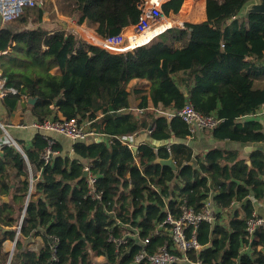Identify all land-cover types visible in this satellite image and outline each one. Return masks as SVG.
<instances>
[{
  "label": "trees",
  "instance_id": "trees-1",
  "mask_svg": "<svg viewBox=\"0 0 264 264\" xmlns=\"http://www.w3.org/2000/svg\"><path fill=\"white\" fill-rule=\"evenodd\" d=\"M249 1L205 0L201 20L173 27L121 53L87 43L68 30L49 34L37 26L14 31L9 22L0 28L6 78L0 103L6 114L22 103L41 121L57 107L68 118L93 119L105 137L75 142L71 152L56 140L52 149L57 153L47 163L41 157L47 141L39 131L29 144L17 139L30 169L13 144L2 143L0 264L8 259L3 248L8 239H16L9 264H147L133 261L143 247L138 239L129 238L116 251L107 240L106 226L119 218L140 228L141 237L149 236L147 248L153 250L166 237L154 233L166 208L178 216V198H185L199 209L209 192L219 212L213 223L203 222L197 228L201 248L189 252L190 260L264 264V229H258L250 243L244 235L245 221L254 210L250 196L264 199V150H253L245 158L236 150L212 147L199 157L204 162L195 165L191 146L182 141L189 133L187 125L178 116L167 118L155 111L158 105L176 111L190 101L200 113L215 114L213 138L264 141V117L243 119L264 103V14H243ZM139 2L76 0L72 12L77 23L88 22L98 34L108 36L137 20ZM182 2L168 0L163 10L177 13ZM42 11L27 7L20 20L25 23L32 14L40 20ZM133 78L146 79L148 89L128 90ZM10 87L17 92L8 91ZM23 96L36 100L29 104ZM136 107L142 112L137 113ZM149 127L148 139L136 143V151L123 141ZM169 156L178 169L155 162ZM83 160L98 176L100 201L88 195L86 179H78ZM34 171H40L39 177ZM234 202L238 207L232 208ZM220 210L228 211L227 217ZM112 230L118 235L122 227ZM37 235L43 246L33 250L27 242Z\"/></svg>",
  "mask_w": 264,
  "mask_h": 264
},
{
  "label": "built area",
  "instance_id": "built-area-1",
  "mask_svg": "<svg viewBox=\"0 0 264 264\" xmlns=\"http://www.w3.org/2000/svg\"><path fill=\"white\" fill-rule=\"evenodd\" d=\"M166 1L168 0H140L138 3L140 12L137 20L125 26L117 34L102 36L95 31L89 36L85 33H80V38L87 43L97 45L109 52L121 53L147 44L159 34L173 27L185 28L186 22L180 19V17H177L179 11L177 13H166L163 10V4ZM185 1L186 0H183L182 5ZM46 3L47 0H0V19L3 23L11 22L23 15L25 11L24 7L38 6L43 8ZM71 31L77 34V28ZM1 54L2 51L0 50V56ZM5 81L6 78L2 74V63L0 58V97L5 94L3 90ZM8 91L11 93L17 92L13 87L8 88ZM23 98L27 99L26 96H23ZM135 110L138 113L142 112V108L139 107H136ZM155 111L166 115L167 118L178 116L188 127L189 133L187 137H192L202 129H212L218 121L214 113L202 114L195 109L190 101L184 102L176 111H164L161 105H158ZM252 114L257 117L264 115V103L259 105ZM93 121V119L89 118L83 120H79L78 117L68 118L62 113L60 115L51 114L41 121H33L31 127L38 130L47 141V145L41 154L44 162L47 163L52 155L57 153L52 149L56 142L54 135L66 138L71 144L87 141L89 139L94 141L101 140L103 135L97 132L93 125ZM147 131L150 133L151 127H149ZM133 136L134 135L124 136L123 141L129 143L133 147L135 145ZM7 143L10 144V141ZM166 148L170 151L169 144ZM154 150L156 151L157 147H154ZM83 169L87 170L85 179L88 187V195L91 199L100 201L102 193L96 189L97 174L93 173L91 170L89 161L84 163ZM129 189L130 185L127 191ZM178 200L180 214L174 216L169 209L166 208L165 217L155 223L154 233L157 235H166L164 242L156 246L155 249L149 250L147 248L149 236L141 237L140 228L132 226L129 223H124L119 218L115 219V223L106 226L109 230L107 240L111 242L115 250L118 251L122 245L127 244L129 238L138 239L143 247L135 254L133 258L135 263L181 264L192 262L193 264H207L201 258L191 261L189 252L201 248V244L196 237L197 228L203 222L213 223L216 219V213L219 212V208L215 207L211 192H209L208 196L203 200V204L199 209H195L191 206L185 198H178ZM109 213H113V211L110 210ZM21 222L22 217L17 225V231L19 230ZM115 225H120L122 227V231L118 235L112 230ZM258 229H264V215L253 210L245 221L244 235L248 243L257 238L256 232ZM54 240H57V238L54 237Z\"/></svg>",
  "mask_w": 264,
  "mask_h": 264
},
{
  "label": "crops",
  "instance_id": "crops-1",
  "mask_svg": "<svg viewBox=\"0 0 264 264\" xmlns=\"http://www.w3.org/2000/svg\"><path fill=\"white\" fill-rule=\"evenodd\" d=\"M75 5H76V0H47L46 5L42 8L43 11H42V16L40 20L36 18L35 14H32V15H27L25 23H22L21 20L19 21L20 23H15V22L11 23L15 21L13 20L9 22L8 24L12 25L11 28L14 31L24 29V28L26 29V28L40 26L43 29L47 30L49 34H51L53 31H56V30L71 31L76 28H77V34L79 37H80V33H83L82 29L90 33H94L95 30L92 24L88 26L87 24L88 22H85L83 24L77 23V21L73 17V12H72V9L75 7ZM204 12H205V0H203V4L201 8V18L200 17L195 18L194 15H192L191 17L189 15L190 14L189 11L187 13L188 18L181 17L180 10L177 13V17L178 18L181 17V19L184 22H197L204 17ZM5 24L6 23H3L0 19V28L3 27ZM148 87H149V84L146 79L133 78L127 84L128 90H131L133 88L148 89ZM137 102H138V99H137ZM54 109L55 111L54 113H52L53 115L61 114V111L58 108H54ZM254 117H257V116L250 114V115L245 116L243 119H248V118L252 119ZM258 117L262 118L264 117V115H261ZM33 121H36V119L32 115L31 110L28 108H25L22 103H20L17 106V108L14 111H12L9 115L6 114V112L4 111V108L2 107L0 103V123H2L3 127L7 130L9 135L13 137L16 141L17 139H20L24 141L26 144L30 143L34 134L38 132V130L31 127V124ZM3 127L0 125V148H1L2 143L4 144L9 141L7 133ZM148 134H149L148 131L147 132L143 131V132H140L138 135L133 136L134 144L136 145V143L147 140ZM54 137L56 138L57 141H59L62 144L64 151H68V152L72 151V144L70 143L69 140L59 135H54ZM102 139H105V137L103 136ZM182 141H184L186 144L191 146L193 150L194 159H195L194 161L195 165L196 164L200 165L202 162H204V160H201L199 157L203 156V154L212 147H220L222 149H227V150H236L239 152V157H245V158H248V154L251 152V151L246 150L247 143L233 141V140H226V139L217 140L213 138L211 134V130L209 129L199 130L192 137L186 136V138ZM83 161L84 163L87 162L86 160H83ZM34 172L36 176L39 177L40 171H34ZM250 197L253 200L254 210L257 213L264 215V199L257 200V199H254L252 195ZM2 198L4 200H9V197L7 196H4ZM238 205H239L238 203L234 202L232 208H236L238 207ZM215 207L217 206L215 205ZM227 212L226 210H221L222 216L227 217L228 215ZM21 217H22V213H21L20 218ZM14 240L8 239L4 241L3 248L8 253L12 251V254H13L14 247H15V245L13 246ZM27 244L29 248L36 250L40 248L41 246H43V239L40 235H37L34 238L28 240ZM99 259L102 260L103 257L102 256L97 257V260Z\"/></svg>",
  "mask_w": 264,
  "mask_h": 264
},
{
  "label": "water",
  "instance_id": "water-1",
  "mask_svg": "<svg viewBox=\"0 0 264 264\" xmlns=\"http://www.w3.org/2000/svg\"><path fill=\"white\" fill-rule=\"evenodd\" d=\"M250 13H261V14H264V0H254L253 2L249 3L247 5L246 9H245V14H250ZM0 91H1V89H0ZM35 100H36V97H31V96L27 97V102L29 104H33L35 102ZM0 125L3 127L2 123H0ZM4 130L7 133V136L9 138L10 144H13L24 155V157L26 159V156H25V154H24L21 146L19 145V143L13 137H11L9 135V133L7 132V130L5 128H4ZM132 148H133L134 151L137 150V146L136 145H134ZM246 150L247 151L264 150V141H262V142H247ZM26 161H27V159H26ZM155 162L158 163V164H160L161 166L170 167L172 170L178 169L177 164L173 161V159H172L171 156H169L167 158L157 157L156 160H155ZM247 163L250 164V161L247 160ZM27 164H28V167L30 169V165H29V162L28 161H27ZM86 176H87V170L86 169H83L82 174L79 176L78 179H83ZM32 181H33V179L31 177V182ZM236 182L239 183L238 180H236ZM26 204L27 203H25V205ZM23 214H24V211L22 212V217H23ZM17 233H18V231H17ZM15 240H14L13 246L15 245ZM11 256H12V251L9 253V256H8V259H7V263L6 264H9L10 263Z\"/></svg>",
  "mask_w": 264,
  "mask_h": 264
},
{
  "label": "rangeland",
  "instance_id": "rangeland-1",
  "mask_svg": "<svg viewBox=\"0 0 264 264\" xmlns=\"http://www.w3.org/2000/svg\"><path fill=\"white\" fill-rule=\"evenodd\" d=\"M254 0H250L249 2H248V4L249 3H251V2H253ZM197 3V4H196ZM202 4H203V0H186L184 3H183V5H182V8L180 9V11H181V13H180V15H181V17H184V18H188V11H189V15L192 17V15H194V17L196 18V17H200L201 18V8H202ZM248 4H246L245 6H244V8H243V10H242V13L243 14H245V9H246V7H247V5ZM25 9H27V7H24ZM25 14V13H24ZM23 14V15H24ZM22 15V16H23ZM173 15V14H172ZM21 16V17H22ZM21 17L20 18H18V19H16L15 21H13V22H11V23H20L19 21H20V19H21ZM181 17H180V19H181ZM88 24V26L89 25H91L90 23H87ZM88 28V27H87ZM136 111V110H135ZM137 112V111H136ZM138 113V112H137ZM205 130V129H204ZM100 260V259H99ZM98 260V261H99Z\"/></svg>",
  "mask_w": 264,
  "mask_h": 264
},
{
  "label": "bare ground",
  "instance_id": "bare-ground-1",
  "mask_svg": "<svg viewBox=\"0 0 264 264\" xmlns=\"http://www.w3.org/2000/svg\"><path fill=\"white\" fill-rule=\"evenodd\" d=\"M168 23H169V21H168ZM164 26V25H163Z\"/></svg>",
  "mask_w": 264,
  "mask_h": 264
}]
</instances>
